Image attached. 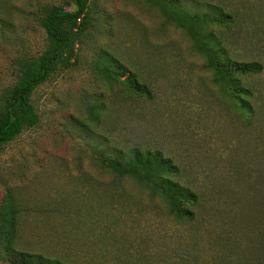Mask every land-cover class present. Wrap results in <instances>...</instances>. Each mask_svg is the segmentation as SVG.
<instances>
[{
  "label": "rangeland",
  "instance_id": "374dc122",
  "mask_svg": "<svg viewBox=\"0 0 264 264\" xmlns=\"http://www.w3.org/2000/svg\"><path fill=\"white\" fill-rule=\"evenodd\" d=\"M175 1L227 14L206 28L223 58L262 65L238 80L250 89V113L228 102L160 8L88 0L72 64L31 95L39 123L0 148V207L11 193L17 249L64 264L264 263V0ZM52 4L71 9L74 0H0V95L20 61L46 48L38 19ZM110 57L124 67L120 81L130 72L150 95L108 81ZM133 149L172 160L171 178L196 195L193 219L175 218L152 189L101 165ZM0 264H12L1 244Z\"/></svg>",
  "mask_w": 264,
  "mask_h": 264
},
{
  "label": "trees",
  "instance_id": "16d2710c",
  "mask_svg": "<svg viewBox=\"0 0 264 264\" xmlns=\"http://www.w3.org/2000/svg\"><path fill=\"white\" fill-rule=\"evenodd\" d=\"M157 6L183 28L193 40L195 49L204 55L205 67L210 69L216 83L232 106L250 113L249 88L239 84V78L260 72L262 65L255 61L239 62L225 60L224 49L214 36L206 30L210 24L228 21V15L220 10L212 13H192L175 0H146ZM46 36V48L38 55L23 58L19 63L16 81L4 89L0 95V148L15 139L25 128L39 123V116L31 103L34 90L61 67H69L75 56V47L80 35L87 28L88 0H74V6L67 9L62 4L48 6L38 19ZM110 82H124L130 88L150 95L148 86L130 83V72L124 74L123 65L114 57L108 59L104 67ZM103 167L115 172L130 175L142 185L152 189L168 205V213L177 219H193L191 204L196 195L188 188L171 178L177 171L169 157L158 150L133 149L124 155L113 158H100ZM16 205L11 193H7L0 207V244L6 251L12 264H64L59 261L43 260L34 253L19 250L14 245L17 239ZM259 258L257 261H260ZM34 261H36L34 263ZM263 263V262H262ZM264 264V263H263Z\"/></svg>",
  "mask_w": 264,
  "mask_h": 264
}]
</instances>
